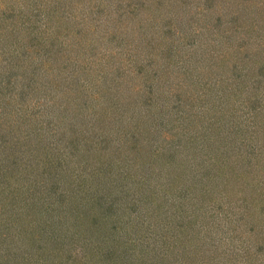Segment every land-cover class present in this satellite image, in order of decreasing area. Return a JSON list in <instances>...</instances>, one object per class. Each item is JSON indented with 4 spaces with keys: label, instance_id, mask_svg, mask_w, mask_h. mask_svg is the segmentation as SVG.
Instances as JSON below:
<instances>
[{
    "label": "rangeland",
    "instance_id": "1",
    "mask_svg": "<svg viewBox=\"0 0 264 264\" xmlns=\"http://www.w3.org/2000/svg\"><path fill=\"white\" fill-rule=\"evenodd\" d=\"M53 1L46 0L40 17H48L46 7ZM253 1L251 7L246 6L248 0H169L157 7V0H127L131 3L128 7L132 5L131 15L122 11L123 16L117 14L116 7L124 0L96 1L102 29L92 37L93 21L90 25L83 21L89 14L82 13L83 0H56L78 16L75 19L86 25L87 33L79 36L77 30H70L63 36V47L52 42L49 30L45 33L32 26L37 41L23 34L26 45L43 49L36 50L47 58L50 72L42 79L27 77L23 105L15 114L25 126L13 123L7 113L0 115V217L15 215L21 206L25 211L33 207L39 214L40 209L49 213L46 209L60 207V191H66L62 206L85 207L86 200L74 192L81 182L94 195L89 194L91 198L96 195L103 202L91 209L99 211L107 222L109 218L117 222L107 236L124 241L126 248L121 249H126L128 257L122 258L127 262H136L137 249L151 245L146 255L151 264H264V0ZM141 3L144 7L138 8ZM116 18L124 20L118 21L113 31L110 26ZM219 18H225L227 26L237 25V20L243 26L239 29L237 25L236 34L225 38L206 33ZM208 34L211 37L206 38ZM207 47H213L209 50L212 54ZM188 49L203 57L198 58L201 65L197 69L186 66L182 76L191 81L190 69L199 73L198 80L203 77L192 94L168 87L173 98L167 100L189 96L196 102L190 106L189 119L182 118L180 128L181 109L175 111L171 104V111L165 108V101L160 109L163 95L148 99L153 91L159 96L160 89L151 91L144 82H169L171 72L162 73L159 67L162 55L169 52L173 60L175 53L185 57ZM128 54L137 56L135 61H129ZM123 65L144 69L140 75L133 73L138 92H131V85L125 93L128 86L122 78L125 84L113 85L111 78L120 80ZM25 78L22 75L21 79ZM107 85L116 92L101 89ZM39 93L53 98L45 100ZM127 105L130 113H126ZM106 115L107 122L113 121L116 127L102 131L99 122ZM198 115L202 118H196ZM79 134L95 146L88 159L68 148L72 139L74 145L81 146L83 140H76ZM13 137L18 142H11ZM190 139L198 149L189 159L183 146ZM18 144L28 151L19 150ZM172 146L179 152L183 149L182 154L174 153ZM60 172H65L64 178ZM227 199L233 200L234 206ZM75 210L62 211V219L71 223L80 220ZM52 213L57 220L56 212ZM226 213L232 218L221 217ZM10 222L9 228L1 229L0 241L8 243L0 245V258L12 249L10 240L18 239V227H10ZM229 224L234 238L223 230ZM83 234L71 240L78 256L84 252ZM53 236L54 247L65 239V235ZM44 248L48 252L53 247L46 244ZM41 262L56 264L57 259L50 253Z\"/></svg>",
    "mask_w": 264,
    "mask_h": 264
},
{
    "label": "trees",
    "instance_id": "2",
    "mask_svg": "<svg viewBox=\"0 0 264 264\" xmlns=\"http://www.w3.org/2000/svg\"><path fill=\"white\" fill-rule=\"evenodd\" d=\"M55 1L56 0H54L53 3H51L52 7L51 6L46 7V10H48V13H49L48 17L47 16L40 17V12L45 10V8L43 7H45L44 4L46 3V0H0V40H1L0 42V115L2 113H7L6 114L7 118L9 117L14 118L13 123L21 124L20 115L16 117L15 114H16V111H19L18 109H20V107L23 105V96L26 92L25 84L27 83V81L29 82V79H27V77L29 76L31 78L37 75V76H40V78L42 79L44 75L46 74L48 75L50 72V70L48 69L49 65H47V62H48L47 58L44 57L43 55L40 56L38 53V50H36V49H39V51L41 50L42 52L43 49L35 45L31 47V45H29L28 43L26 45V41L23 39V34H26L28 39L30 40L31 38L36 40L37 37L35 36V33H33L30 30V28L34 27L35 30H40V31L44 30L45 33L47 32V30H49L51 31V36L53 35L52 42L54 44L57 43V45L61 46L62 44H64L66 40L63 36L68 35L70 30L71 31L73 29L77 30L79 32V36L87 33L86 25H81L80 21L75 19V18H78V16L76 14L71 15L66 10L63 4L59 2H55ZM96 1H102V0H83V5L85 8H83L82 13L83 11L84 12L86 11V15H87V11L89 12V14L86 16V18L83 19V21L87 22L88 24L91 21H93L92 22L93 24L91 27L92 30L90 33L92 34V37H94L93 35L96 34L98 30L102 29V25H101L102 17L99 13H97V12H100V8L97 7L98 5L95 4ZM165 1H169V0H157L158 3L156 2L155 6L158 7L160 4H163ZM180 1L181 3L185 2V0H180ZM221 1L222 0H220V2ZM248 1L249 3L246 4V6L249 5L252 7L254 1L253 0H248ZM135 2L136 1H133L132 3L134 4ZM130 4L129 3L127 4V0H124V3H119L118 6L116 7L117 14H119L120 16H123L124 13H121V12L126 11L127 13L125 14L131 15V13H129L130 12L129 10L132 5L128 7ZM141 4H139L138 8L144 7V4L143 3ZM116 20L117 22H114L110 26V28L113 31H115L114 29L115 24L118 25V21L120 20L123 21L124 19L116 18ZM124 22H125V25L128 23L127 20ZM225 22H226L225 18H219L218 20L214 21L215 27L213 25L210 30H207L206 33H209L211 35L212 34L221 35L222 38H225L228 36H232L230 35L231 33H233L234 35L236 34L237 25H239L238 26L239 29L242 28L243 26L242 21H238V20L236 21V22H239L237 23V25L233 24V25L227 26ZM78 27H83V29H79ZM232 27L233 28L236 27V28L229 29ZM12 28L15 31L12 32ZM242 31L246 32L248 30L242 29ZM14 35L19 38H15V37L13 38ZM208 35H206L205 37L206 38L211 37V35L209 36ZM192 36H198V34H196L195 32H192ZM38 38H41V35H38ZM21 41H24V43H21ZM240 41L241 40H238L237 45H236V47L239 50L242 44ZM36 43H39V42H36ZM200 45L198 46L199 48H200ZM211 49H213V47L211 48L207 47V51ZM188 50H189L188 52L187 51L185 52V57H184V54L182 55L180 53H175L173 60H171L169 56L170 53L164 51L165 53L161 57L162 61L159 62L160 63L159 67L161 68L162 73L168 70L171 72L173 78L170 79L169 82L165 83L163 81L157 82V81H148V80L144 82V86L147 85L151 91H153L154 89H160L161 92L159 96H156L154 94L155 92L153 91L152 93L153 95H150L148 97V99H152L154 97V99L157 100L158 99L157 97H161L163 95L162 97L164 98L162 99L163 102L159 106L160 109H164V101H165V108H168L171 111H172L171 104L173 105L175 111H178L179 109H181L182 112L180 114L181 119L178 121L179 124L183 123V120H182L183 117H185L186 119H189L192 113V110H193V109L191 110L190 106L194 107L193 105L196 104V102H193L189 98V96H185L186 99H183V98L176 99L175 98V100L172 102L167 100L170 97L173 98L172 94H170L171 91L169 92L170 89L168 87L170 88L175 87L173 88V90H182V91L186 90L192 94L193 90H198L199 85H200L199 81L203 77V74H202L201 79L198 80L197 78H198L199 73L198 72L194 73L195 68L197 69V66L201 65L198 58H202L203 56L200 54H195L194 52H191L190 49ZM245 51H243L242 53L244 54ZM190 52H191V55H190ZM122 53L124 54L125 51L121 50V54ZM209 53L212 54L213 51H209ZM144 57H145V60H148V56L144 55ZM127 58L129 61L131 60L135 61V58H137V56L134 55L133 57V55L128 54ZM196 61H199V62L197 63ZM76 63H79V62H76ZM67 64H73V63L67 62ZM84 64H86V66L88 65L87 62H84ZM186 66L192 67L194 69L192 72H190V69L188 71V75L190 74L192 77L191 81H187L183 77L184 74L187 72ZM120 69H121L120 74H119L120 80L117 81L114 78H111L112 79L111 81L115 83L113 85L125 84L121 80L122 78L123 80L126 81L127 86H128V90L125 93L128 94L129 87L131 85L134 88V90H132L131 92L133 91L134 93L138 92L139 91L138 88L134 87V83L137 82L134 79V74L136 75V72H138L140 75L144 69H141L140 67H138V65L137 66L123 65V67H121ZM72 70H74V67ZM200 70L202 72V69ZM208 70L211 71L210 69ZM180 72L182 73L179 74ZM98 73L101 74L102 71H99ZM22 75L26 78L21 79ZM126 75L128 77L124 79ZM209 77L213 78V76H209ZM10 81H12V84L9 83ZM43 82H44L43 84H45L47 81H43ZM101 83H105V82H101ZM81 84H84V81H82ZM41 85H39L40 88H41ZM108 85L104 86V88H101V89L104 90L106 87H108L111 91L116 92L114 87L108 86ZM21 86H23L24 90L21 89ZM232 87L233 88L236 87V84L233 85ZM50 90L51 89L47 90V92H50ZM54 92H57V90H55ZM41 94L42 93H39V95ZM34 95H35V92H33V96ZM166 95H167V98L165 99ZM100 96L102 97L101 94ZM42 97H44L45 100L47 97L50 99L53 98V96H49L45 94L41 95V98ZM98 99H99L98 101L101 100V98H98ZM181 100H183V102ZM175 101H177L176 104H175ZM15 106L19 108H16ZM124 107L126 109V113H130V111L128 110V109H131L130 106L127 105ZM12 109H14L15 112H13ZM193 113H195L196 115L198 114L196 110ZM259 113L260 112L253 113V117L257 118V115ZM199 117L200 115L196 116V118H199ZM107 118H108V115L105 116V120L103 122H99L103 126L102 131L107 128L112 130L113 127H116L113 121L108 119L109 122H107ZM201 118L202 117H200V119ZM28 121L30 123V119ZM32 124L33 123H31L30 125ZM22 125L25 126V124H21V126ZM181 127H183V124H180V128ZM80 135L81 134L78 135V138H76V140L77 142L83 140L81 142V146H77L76 144L74 145L73 141L75 142V140L72 139L69 141V142H72V144L70 146L68 145V148L71 150L77 149V151L75 152L76 154L80 155L82 159H84L85 157H86L85 159H88L93 155L94 153L93 149H95V146L93 147V144L90 138H83ZM191 139L193 140V137H191ZM191 139L186 143L187 145L184 144L183 146V148H185V152L186 151L188 152V155L186 154V156H189V159H190V156L194 154L196 150L198 149V146L194 145L193 142H190ZM14 140L18 142L16 137H13V141L11 142H15ZM207 144H210V143H207ZM65 145L67 146V143ZM18 148L22 152L28 151L27 150L28 147L23 149V146H21L20 144H18ZM173 149H174V153H179V155L182 154L183 149L180 150V152L179 150L177 151L176 147H174ZM189 150H191V154ZM64 159L66 160V158L63 157V162H61L62 165L64 163ZM189 166L191 168L192 165L190 164ZM80 167L82 166L80 165L78 168ZM60 174H61V177L64 178L65 172L63 173L60 172ZM79 185L80 187L76 188L74 192L77 194V197L80 194L79 199L86 200L84 201L86 203L85 207H81V206L77 207L83 211L77 210V208H74V206L72 205L62 206V203L64 202L63 198H66L65 197L66 191H63V192L60 191V194H61V197L59 198L60 207L58 209L55 208L52 211H48V209H46V211L49 213H45L43 212V210L40 209V214H39L37 210H34L33 207H31L28 211H25L24 209H22L23 206L21 207L18 206L19 209L16 211L15 215L9 214L6 217H0V236L2 235L1 229L6 230L7 228H9L10 221H11L10 227H18L17 228V233H18L17 238L18 239L16 240V238H13L10 240L12 249H10L8 253L4 254L0 258L1 264H10L12 260L14 264H42L41 258L45 257L47 254H50V253L53 255V257L57 259L56 264H151L150 261L146 257L147 250L151 251V248H152L151 245H148V246L145 245L146 247L142 245V247L139 248V250L137 249V252L135 253V256H134L136 257V262L132 263L130 262L131 260L130 259L129 260L130 263H129L127 262L128 260L126 261L124 258H122V256L124 257L125 254L127 253L126 249H124L126 248V246H123L124 241L121 240L123 241L121 242L115 239L114 237L109 238L107 236V234H109L110 229L113 230L114 226L117 225V222L114 221L115 219H110V218L107 222L106 219H102L100 217L101 213H99V211H93L91 209L92 206L94 207L96 205H100L103 202L99 199H96L95 198L97 197L96 195L95 197L91 198L90 197L91 194L86 191V188H84L83 184L79 182ZM70 190H73V188H70ZM91 196H94V195H91ZM72 199L76 201V196L74 195ZM224 201L225 203H227L225 199ZM228 203H230L229 200H228ZM230 205L234 206L233 200H231ZM114 206L112 205V208H114ZM240 207L241 209H246V206H240ZM68 209H76L74 215L80 217V220L75 219V221H72V223H71V220H69L68 222L64 221L62 219V216H63L62 211H67ZM115 210H117V208ZM53 211H55L56 214L58 215L57 220L54 219L55 214L52 213ZM86 215H89L90 217L87 218ZM222 216H224V219L232 218L231 214H230V217H228L227 213L226 215H221V217ZM97 218L98 219L101 218V220L97 221L96 220ZM17 224H19V226H16ZM232 227L233 226L229 224L227 228L225 229L223 228V230H225L228 233L230 238H234L235 236V234H232L231 230H229ZM83 232L85 234V240L83 242V246L81 247V249L84 252L81 254V256H78V254H76V250L74 246L72 247L71 240L72 239L77 240L78 237H83L81 235ZM55 234L65 235L64 237L65 241L64 240L62 242L60 241L59 242L60 245L59 246L56 245L54 247V244H52L51 241H53V238H56L55 236H53ZM140 240H143V239L140 238ZM108 241H111V243ZM4 243L7 244L8 241L6 242L0 241V245H3ZM46 244L52 245L53 248L51 249L47 248L51 251H48V252L45 251L46 248L44 247L46 246ZM121 246L124 248L121 249ZM125 257H128V256L126 255ZM138 259L141 262H139ZM159 262L161 263L160 260Z\"/></svg>",
    "mask_w": 264,
    "mask_h": 264
}]
</instances>
